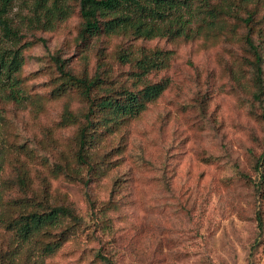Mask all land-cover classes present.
Wrapping results in <instances>:
<instances>
[{"label": "rangeland", "instance_id": "1", "mask_svg": "<svg viewBox=\"0 0 264 264\" xmlns=\"http://www.w3.org/2000/svg\"><path fill=\"white\" fill-rule=\"evenodd\" d=\"M33 1L12 0L7 13L24 44L16 73L24 97H0V264H32L1 220L52 205L68 207L77 226L42 264H104L99 254L112 264H264V0H208L241 16L252 10L259 93L245 26L227 14L187 37H82L77 0L49 28L26 24ZM141 47L167 52L164 65L138 76L116 57ZM54 58L75 75L100 62L95 97L166 80L135 116L101 125L108 113L92 114L91 168L75 157L87 102L76 87L57 88ZM64 109L77 119H63ZM59 231L47 228L28 246L37 251Z\"/></svg>", "mask_w": 264, "mask_h": 264}, {"label": "trees", "instance_id": "2", "mask_svg": "<svg viewBox=\"0 0 264 264\" xmlns=\"http://www.w3.org/2000/svg\"><path fill=\"white\" fill-rule=\"evenodd\" d=\"M12 0H0V97L20 100L23 98L16 73L22 63L23 43H19L21 33L18 28L11 25L7 16ZM29 13L24 15L27 25L33 27L49 28L57 20L65 18L70 12L67 0H34L29 7ZM77 10L80 16L78 34L88 37L99 33L130 34L134 37L153 38L178 36L187 37L198 33L214 24L219 14H227L245 26L243 42L252 53L251 66L253 70V83L257 93L261 90V55L257 45L250 35L252 10H245L241 16L236 11L218 4H211L203 0L197 4L195 0H77ZM202 12L200 21L195 24L198 13ZM41 39V38H39ZM166 53L161 49H145L143 47L131 52L126 49L116 51L120 62H129L136 69L135 73L143 75L151 69L162 67L166 60ZM57 62L61 74L58 89L76 87L80 96L87 102L82 113L84 122L80 125L76 135V160L78 164L89 162L90 150L94 142V129L92 127V114L96 111L102 114L98 124H105L111 119L127 118L138 114L147 102L155 99L166 85L165 79L144 82L137 89L120 86L116 90H108L97 97L92 96L94 87L100 85L102 79L97 71L100 62L90 75H75L62 68ZM63 119L76 120L77 117L64 109ZM264 140V136H263ZM264 155V151L260 157ZM106 167L104 162L94 166V171L102 172ZM1 168V160H0ZM3 217V216H2ZM78 217L66 206L52 205L39 210L35 206L24 210L14 217L4 221V226L10 231V240L15 245L25 244V257H32V264H42L41 256L52 253L77 226ZM47 228H59L56 239L43 243L34 251L28 243ZM33 253V254H32ZM33 255V256H32ZM104 264H112L104 255L99 254Z\"/></svg>", "mask_w": 264, "mask_h": 264}]
</instances>
